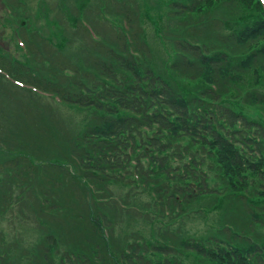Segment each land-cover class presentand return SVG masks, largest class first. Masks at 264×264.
<instances>
[{
    "label": "trees",
    "instance_id": "16d2710c",
    "mask_svg": "<svg viewBox=\"0 0 264 264\" xmlns=\"http://www.w3.org/2000/svg\"><path fill=\"white\" fill-rule=\"evenodd\" d=\"M218 1L232 2L236 13L228 20L204 17ZM138 5L132 1L123 19L134 16ZM164 5L163 16L150 22L152 31L136 27L135 38L128 35L133 30L120 32L123 49L103 37L92 42L99 61L84 71L85 77L93 74L91 87L76 82L83 80L78 70L58 67L59 57L74 65L64 50L43 59L47 65L37 59V48L29 68L0 65L19 81L28 75L27 83L89 118L70 135L48 116L43 146L35 137L43 132L36 129L28 141L0 150V215L20 227L17 218L30 210L46 225L36 242L18 234L10 241L1 232L0 264H184L186 256L198 264H264V97L247 102L257 120L231 106L264 78V3ZM150 32L168 47L166 57L152 58L153 68L138 50L155 46ZM61 38L51 44L64 47L69 40L64 33ZM3 82L20 88L0 75ZM137 195L150 201L128 203ZM134 213L152 239L139 232L117 235L119 220L124 224ZM199 213L210 219L219 214L214 235L185 232Z\"/></svg>",
    "mask_w": 264,
    "mask_h": 264
},
{
    "label": "rangeland",
    "instance_id": "374dc122",
    "mask_svg": "<svg viewBox=\"0 0 264 264\" xmlns=\"http://www.w3.org/2000/svg\"><path fill=\"white\" fill-rule=\"evenodd\" d=\"M132 1L134 0H0V65L8 66L20 62L25 63L26 68H29V65H33V61H28L24 55H28V51L36 48V52L39 54V58H36L47 65V61H43V59L49 55L60 56V51L64 50L66 58L70 59L74 65H65V61L62 63L60 61L62 57H59V59H55L59 65L58 67L78 70L79 77L83 80L76 82L81 83V85L82 83L87 84L91 87L93 83L96 84L91 81L94 80L93 74L85 77L84 71L87 74V67L91 65L95 66L99 61V59L94 58L92 55L93 52H97L93 48L92 42L94 44L100 43L103 37L105 43L111 41L112 44L123 49V37H121L120 32L126 33L127 29L133 30L128 35L132 36L133 34L135 38L136 30L139 28L144 29L149 27L150 31H152L153 27L150 22L157 19L158 16L162 17L165 12L164 3H166V0H138L139 5L136 7V14L123 19V15L128 14ZM259 1L264 3L262 0ZM235 13L236 8L232 2L223 4L218 1V3L207 7L204 17H221L228 20V16H232ZM254 14L256 15V13ZM232 27L236 29L238 26L232 24ZM63 33L69 40L66 45L64 47L52 45L62 39L61 35ZM142 33L143 31H141ZM150 34L155 42V46H149L147 49V45L142 49H139L137 45L135 46L142 55L145 53L146 56L142 57L146 65L153 68L150 65L152 58L160 60L166 57L168 47H164L163 40L159 39L157 41L153 33L150 32ZM119 39L122 40L120 41ZM127 39L130 42L131 39ZM147 40L151 43L150 37ZM36 41L38 47L33 43ZM131 41L134 43L133 40ZM32 51L31 55H33ZM27 58L32 59L31 57ZM145 58H148V60ZM77 63L83 67L82 70L76 67ZM156 70L162 72V67ZM0 71L5 76L7 75L2 68H0ZM27 78L28 75L23 77V80L25 81ZM5 79L7 78L5 77ZM84 79H87L89 82ZM261 82V85H254L245 91L247 94L246 100L239 99L231 103L234 109L242 111L252 120H257L259 114L256 112V109L247 107V102L254 104L256 99L264 97V78ZM26 83L25 81L23 84ZM26 85L22 87L18 86L21 89L17 90L7 82H3V85L0 84V150H7V143L10 144L11 141L13 143L25 139L28 141L35 136L31 135L30 132L34 133L36 129L43 132L42 135L35 136L39 138V144L43 146L49 139V135L46 133L50 130V127L45 124L48 116L53 119L56 123L54 125L58 129L64 132L70 131V135L74 130L84 128L86 121L89 120L85 113L69 108L66 105H61L63 103L60 98L58 99L56 94L49 95L43 92V89L40 87L34 89L31 84ZM180 88H182V85ZM243 97L241 96V98ZM260 110L259 108V113ZM22 130H25L26 134L21 133ZM75 135L73 134L72 136L74 137ZM30 149L33 151L35 149L32 141ZM110 189L116 190L115 186H111ZM118 191L123 194L132 193L129 187H119ZM135 193L137 194L136 191ZM147 201H150L148 195H137L128 199V203H136L140 206H143L144 202ZM29 212L28 215L25 212L23 215L26 216H19L17 218V222L20 221L18 223L20 227H15L13 222H10V217L4 219L0 215V234L1 232L7 233L8 238L11 239L10 241H13V238L18 234L24 237L27 243L36 242L38 230L41 228L44 230L46 225H41L40 218L34 215L32 211L29 210ZM218 215L217 213L211 215L212 219L208 216L202 217L201 213L193 215L187 223L185 232L192 237L199 238L214 235L216 226L213 221L218 218ZM121 222L122 220L120 219L119 225L116 227V229L118 228L116 230L118 236L122 234L130 236L139 232V234H142L147 239L153 238L146 222L143 219H139L137 213L136 215L134 213L130 217H125L124 224H121ZM178 227L183 228L184 221L175 225V228ZM261 233L264 235V228L261 229ZM181 260L184 264H198L199 261L193 256H186L181 258Z\"/></svg>",
    "mask_w": 264,
    "mask_h": 264
}]
</instances>
